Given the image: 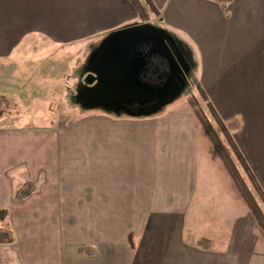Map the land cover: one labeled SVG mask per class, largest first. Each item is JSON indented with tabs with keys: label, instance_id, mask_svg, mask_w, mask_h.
<instances>
[{
	"label": "crops",
	"instance_id": "crops-1",
	"mask_svg": "<svg viewBox=\"0 0 264 264\" xmlns=\"http://www.w3.org/2000/svg\"><path fill=\"white\" fill-rule=\"evenodd\" d=\"M152 1L175 43L191 44L197 83L222 119L237 125L231 133L264 189V0ZM143 23L130 0H0V60L17 56L28 36L94 42L99 51L114 32ZM159 106L137 119L100 113L93 136H47L42 146L36 138L23 146L21 130L0 132V207L14 236L0 246H12L16 264L251 263L264 238L192 109ZM20 189L25 196L16 198ZM22 210L42 220L15 226ZM70 217L87 221L55 226ZM201 238L210 246L200 247Z\"/></svg>",
	"mask_w": 264,
	"mask_h": 264
},
{
	"label": "rangeland",
	"instance_id": "rangeland-1",
	"mask_svg": "<svg viewBox=\"0 0 264 264\" xmlns=\"http://www.w3.org/2000/svg\"><path fill=\"white\" fill-rule=\"evenodd\" d=\"M140 1L144 2V0ZM143 26L162 33L167 40L176 45L174 49L179 58L178 64L182 71V75L178 77L170 98L161 103V106L165 105L164 107H173V109L184 108L188 105V99L194 97L216 127V123L207 109L206 101L201 98L197 89L198 77L194 62L192 63L191 44L187 40H183L187 47L184 46V42L177 41L175 43L174 33L164 29L162 20L150 10L148 19L143 23ZM95 45L94 42L80 43L75 46L72 44H56L41 36L32 35L22 41L17 50V56H13L8 60H0V132H8L14 129L21 130L23 132V146L30 145L31 138L38 139V145L42 146L41 141L43 139H47L46 141L52 140L47 136L55 137L56 135L58 137L61 135V140L65 142L66 139H69L70 133L77 140L78 134L74 133L79 132L82 134L85 131L92 133L95 126V117L100 113L113 114L121 118L129 116L137 119L141 118L144 113L149 112L148 108H135L134 106L131 109L116 104L112 102L113 97H110L113 95L107 97L110 99H94L93 89L90 88L91 85L85 84L84 77L91 71L97 58L98 49L95 50ZM49 105L53 109L50 115H48L49 113L41 114L42 118L37 122L34 115L36 107H49ZM159 105L156 106V109L160 107ZM31 119L33 120L31 121ZM48 119L53 120L51 125L47 123ZM18 125H22V129L16 128ZM228 127L234 134L238 132L237 125L234 122H228ZM63 132L66 133L63 134ZM91 135L93 136V133ZM220 137L222 140L224 139L222 133H220ZM201 142H203L202 139ZM88 145L93 146L94 142L89 141ZM231 155L246 184L256 197L257 194L247 180L238 160L234 158L233 154ZM22 167L23 178L27 179L26 167L28 166L23 163ZM263 174L264 170L260 172V175ZM38 180L41 182L39 188L46 187L47 179L42 171L39 172ZM28 188L30 186L25 187V189ZM257 200L264 211L263 204L259 199ZM37 220L41 221L42 219L24 216L23 210L22 213L12 218L15 226L18 224V226L25 228L30 227V225L35 226L31 222ZM24 221H28V223H24ZM84 221H87V219L80 217L56 219L55 226H59L61 230L68 225L74 228L81 223L80 226L85 225L86 222L84 223ZM41 225L44 226L43 223ZM23 230L25 237H27V234L28 237L31 235L32 231H29V228ZM255 235L257 237V234ZM21 236L24 237L22 233ZM257 240L256 248L253 251L254 257L250 264H264V240L261 241L259 238ZM11 247L10 245L0 246V264H16V259L13 258L15 250ZM19 253L27 256L25 248H22ZM7 260L10 262L8 263Z\"/></svg>",
	"mask_w": 264,
	"mask_h": 264
},
{
	"label": "water",
	"instance_id": "water-1",
	"mask_svg": "<svg viewBox=\"0 0 264 264\" xmlns=\"http://www.w3.org/2000/svg\"><path fill=\"white\" fill-rule=\"evenodd\" d=\"M140 47H145V51L139 50ZM174 47L162 33L142 24L123 27L101 46L91 71L84 77V82L91 85L93 94L145 92L151 99L148 109L154 108L170 98L178 77L182 75ZM150 54H158L166 60L167 71L165 80L155 86L145 87L139 83L137 76L145 57Z\"/></svg>",
	"mask_w": 264,
	"mask_h": 264
},
{
	"label": "trees",
	"instance_id": "trees-1",
	"mask_svg": "<svg viewBox=\"0 0 264 264\" xmlns=\"http://www.w3.org/2000/svg\"><path fill=\"white\" fill-rule=\"evenodd\" d=\"M214 1L220 5H224L229 3L231 0H210ZM132 6L134 7L136 13L141 18V20L146 21L148 19L149 10L155 15H159L157 8L155 7L152 0H144V2L140 0H130ZM197 89L200 93L202 99L206 101L207 109L212 117V119L216 123V127L213 125L212 121L209 119L207 114L204 112L203 108L195 99L191 97L188 99V105L192 109L196 119L200 125V128L205 135L209 145L208 150L210 155L213 158H218L223 166V169L226 175L229 177L230 182L236 192L237 197L242 201V203L247 207L248 211L252 214L255 222V227L260 235L264 238V211L258 204V200L264 206V189L260 185L259 181L256 178V175L249 165L245 155L243 154L241 148L237 144L235 138L233 137L231 130L228 127L227 122L222 119L214 105L211 103L209 98L207 97L202 86L197 83ZM37 109L39 110L37 112ZM51 105L36 107L37 118L41 119V114L50 115ZM43 120V119H42ZM39 122V120H37ZM46 122V121H45ZM47 123L51 125L52 121L48 120ZM220 133L223 134L224 141L220 137ZM236 158L247 178L250 182L252 188L255 190V195L251 192L248 185L245 182L244 177L241 175L237 166L234 163L233 157ZM25 196V192L20 189L16 192L15 197ZM8 210L4 207H0V243H10L14 240L13 233L10 229V225L8 222ZM127 241L130 247H133V238L131 234H128ZM198 245L202 248H207L210 246V241L205 238H201L198 240Z\"/></svg>",
	"mask_w": 264,
	"mask_h": 264
},
{
	"label": "flooded vegetation",
	"instance_id": "flooded-vegetation-1",
	"mask_svg": "<svg viewBox=\"0 0 264 264\" xmlns=\"http://www.w3.org/2000/svg\"><path fill=\"white\" fill-rule=\"evenodd\" d=\"M139 50L145 51V47H140ZM151 68H154L155 70L150 71ZM167 71V61L158 56V54H150L149 56L145 57L144 64L142 68L138 72L137 80L139 83H141L143 86H155L160 81L165 80V72ZM135 90V89H132ZM140 92V91H139ZM143 94L138 92L133 93H116V94H110L113 96L108 95H100L95 93L93 96L96 99H105L108 96L113 97V101L116 104L123 105L125 107H132L135 106V108H148L149 105H151V99L147 96V93L144 92ZM110 99V98H107Z\"/></svg>",
	"mask_w": 264,
	"mask_h": 264
}]
</instances>
